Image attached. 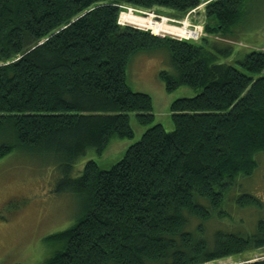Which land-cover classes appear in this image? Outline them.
<instances>
[{"label": "trees", "instance_id": "trees-1", "mask_svg": "<svg viewBox=\"0 0 264 264\" xmlns=\"http://www.w3.org/2000/svg\"><path fill=\"white\" fill-rule=\"evenodd\" d=\"M243 1L0 0V158L40 147L64 163L55 190L86 197L83 215L47 237L60 249L44 264H264V218L249 233L223 220L233 199L262 206L230 195L264 151V52L225 60ZM201 4L211 22L199 41L118 24L125 7L179 20ZM159 47L173 67L159 72L166 90L199 92L171 102L172 130L155 123L109 169L91 159L69 176L88 149L133 136L131 113L152 123L151 96L129 87L126 64Z\"/></svg>", "mask_w": 264, "mask_h": 264}, {"label": "rangeland", "instance_id": "rangeland-1", "mask_svg": "<svg viewBox=\"0 0 264 264\" xmlns=\"http://www.w3.org/2000/svg\"><path fill=\"white\" fill-rule=\"evenodd\" d=\"M240 9V20L233 28L229 44L232 46L233 55L225 59L226 61L243 58L253 49L264 52V0H244ZM122 12H131L142 17L152 15L154 21H165L169 25L185 27L192 32L188 37L176 34L177 31L156 34L147 27L127 23L118 18L120 25L146 30L161 38L194 39L197 36L195 34H198L199 41L202 37H210L205 32L206 24L211 21L204 13V4L179 20L172 18L171 11L165 7H154L152 10L125 7L120 13ZM194 31L197 33H193ZM215 37L213 38L217 39ZM161 70L173 71L169 52L165 47L141 50L129 57L126 64V82L133 91L151 96L154 120L151 124L143 125L138 122L135 114L131 113L129 122L133 136L127 138L112 135L101 152L93 148L88 149L71 165L69 176L80 175L84 164L91 159L101 169H109L122 157L126 148L138 141L144 130L155 123H161L166 131L173 129L170 117L171 102L180 97L194 96L199 92V88L180 85L172 91H167L159 76ZM260 75H264V72ZM254 158V171L248 176L239 177L230 195L235 198L241 193L251 194L261 200L262 206L241 207L233 199L229 203L228 215L223 219L232 226L238 224L240 230L247 233L254 229L258 218H264V151L257 152ZM64 167V163L48 155L40 147L33 150L16 146L0 158V203L11 197L32 198L29 208L19 217L12 218L2 213L8 220L2 222L6 226L0 227V264H44L60 249L59 243H54L47 237L71 226L83 215L86 197L69 191L55 190L57 181L63 177ZM238 261L237 257H228L207 264H236Z\"/></svg>", "mask_w": 264, "mask_h": 264}, {"label": "bare ground", "instance_id": "bare-ground-1", "mask_svg": "<svg viewBox=\"0 0 264 264\" xmlns=\"http://www.w3.org/2000/svg\"><path fill=\"white\" fill-rule=\"evenodd\" d=\"M120 20L125 21L127 23H131L137 26H144L147 27L149 30H151L153 33L159 34L160 32H173L177 33L180 36L188 37L191 36L192 32L189 30H186L185 27H177L174 25H169L165 23V21L157 22L154 21L152 18V15L142 17V16H136L133 15L131 12H122L120 13Z\"/></svg>", "mask_w": 264, "mask_h": 264}, {"label": "flooded vegetation", "instance_id": "flooded-vegetation-1", "mask_svg": "<svg viewBox=\"0 0 264 264\" xmlns=\"http://www.w3.org/2000/svg\"><path fill=\"white\" fill-rule=\"evenodd\" d=\"M31 199V197H11L0 203V227L6 226L2 224V222L8 220V218L3 216L2 213H6L12 218H17L21 213L29 208L28 205L31 203Z\"/></svg>", "mask_w": 264, "mask_h": 264}, {"label": "built area", "instance_id": "built-area-1", "mask_svg": "<svg viewBox=\"0 0 264 264\" xmlns=\"http://www.w3.org/2000/svg\"><path fill=\"white\" fill-rule=\"evenodd\" d=\"M193 33H197V32H196V31H194ZM196 35L198 36V34H195V36H196ZM197 36H196L195 38H197Z\"/></svg>", "mask_w": 264, "mask_h": 264}]
</instances>
